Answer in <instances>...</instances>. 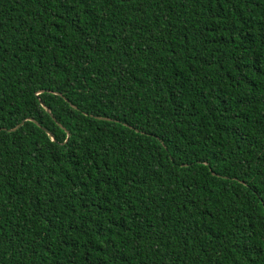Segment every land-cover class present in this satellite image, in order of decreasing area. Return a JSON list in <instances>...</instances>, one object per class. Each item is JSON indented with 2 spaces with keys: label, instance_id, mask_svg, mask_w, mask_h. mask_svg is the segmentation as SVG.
I'll use <instances>...</instances> for the list:
<instances>
[{
  "label": "trees",
  "instance_id": "trees-1",
  "mask_svg": "<svg viewBox=\"0 0 264 264\" xmlns=\"http://www.w3.org/2000/svg\"><path fill=\"white\" fill-rule=\"evenodd\" d=\"M0 264H264V0H0Z\"/></svg>",
  "mask_w": 264,
  "mask_h": 264
},
{
  "label": "water",
  "instance_id": "water-1",
  "mask_svg": "<svg viewBox=\"0 0 264 264\" xmlns=\"http://www.w3.org/2000/svg\"><path fill=\"white\" fill-rule=\"evenodd\" d=\"M61 94V93H60ZM47 108V110L51 113V111H50V108H48V107H46ZM51 115H52V113H51ZM31 120H34V119H31ZM24 121L25 120H23L20 124H18L16 127H14L13 129H11V130H16L18 127H20L23 123H24ZM37 122V121H36ZM38 123V122H37ZM47 132L50 134V132L47 130ZM68 136H70V133H68Z\"/></svg>",
  "mask_w": 264,
  "mask_h": 264
}]
</instances>
